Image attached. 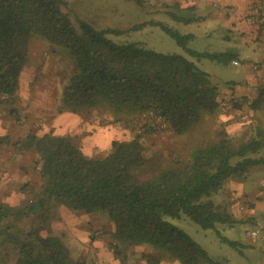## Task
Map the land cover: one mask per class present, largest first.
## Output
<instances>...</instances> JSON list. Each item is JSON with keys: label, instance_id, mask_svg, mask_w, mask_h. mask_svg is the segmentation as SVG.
I'll return each instance as SVG.
<instances>
[{"label": "trees", "instance_id": "16d2710c", "mask_svg": "<svg viewBox=\"0 0 264 264\" xmlns=\"http://www.w3.org/2000/svg\"><path fill=\"white\" fill-rule=\"evenodd\" d=\"M135 1L143 4V0ZM68 4V0H0V96L9 98L17 92L30 39L37 36L63 46L75 67L64 87L61 112L105 106L117 117L135 113L143 115L145 122L141 133L131 139L112 140L110 151L100 156L86 155L69 135L51 131L41 135L29 132L16 140V149L37 154L42 180L38 195L18 205L16 216L49 212L55 203L73 211H102L114 222L110 248L122 263L127 261L130 246L147 244L165 250V257L181 264H221L167 217L186 214L203 228L238 222L234 212L219 209L212 196L228 178L244 177L250 167L264 164L260 154L264 137L254 135L235 146L224 133L195 149L187 162L174 158L157 171L150 169L142 138L154 131V117L144 113L158 112L167 121L166 128L182 134L204 110L214 111L220 106L221 88L213 83L209 72L185 54L159 51L138 41L118 42L108 34L157 24L198 59H223L230 53L190 48L188 42L195 34H183L163 21L98 28L66 10ZM168 14L187 23L195 18L174 10ZM262 101L264 88L252 105L257 108ZM12 208L11 204H0V219ZM18 229L14 233L0 227L5 242L19 241L16 264H83L59 235ZM163 258H154L150 264H158Z\"/></svg>", "mask_w": 264, "mask_h": 264}, {"label": "rangeland", "instance_id": "374dc122", "mask_svg": "<svg viewBox=\"0 0 264 264\" xmlns=\"http://www.w3.org/2000/svg\"><path fill=\"white\" fill-rule=\"evenodd\" d=\"M68 3L66 10L91 21L98 28H125L143 21H163L183 34L194 33L195 37L188 42L190 48L230 53L228 58L223 59H198L157 24H148L122 34H108L118 42L138 41L159 51L185 54L209 72L213 83L221 88L220 106L214 111L204 110L201 118L186 132L178 134L171 128H164L154 129L143 136L146 163L150 169L157 171L174 158L187 162L195 149L209 145L224 133L235 146L254 135L264 137V101L257 108L252 105L264 88V70L258 72L262 51L254 44L243 41L238 31L240 13L232 15L228 21L209 16L206 0H143V4L135 0H68ZM170 10L195 18L189 23L178 21L168 14ZM224 10L230 12L232 8ZM63 49V46L32 36L17 92L9 98L0 96V204L14 207L8 210L11 212L9 215L7 212L8 216L1 217L0 227L14 233L22 228L59 235L70 247L74 258L83 264H150L154 258L161 256L164 258L158 264H181L177 259L165 257V250L147 244L130 246L127 261L120 262L110 248L114 222L102 211H73L55 203L50 206L49 212L32 211L22 218L16 216L18 205H25L35 198L42 186L37 154L32 150L19 151L14 145L16 140L25 138L29 132L41 135L51 131L69 135L86 155L93 156L97 150L93 153L91 143L88 146L82 139L89 132L86 128L111 122L122 129L124 139H131L142 132L145 122L143 115L130 113L117 117L105 106H93L74 112L71 124L59 123V117L65 112L59 110L64 87L75 70ZM232 55L242 64H233ZM255 64L259 65V69L253 67ZM250 85L251 94L238 93V90ZM105 153L98 151L95 155ZM260 154L264 155V148ZM262 182L264 164H258L250 167L244 177L228 178L213 194L212 200L219 209H227L237 215L239 220L233 226L218 223L217 228H203L186 214L168 216L167 219L191 235L221 264H264V244L260 237L251 236L253 229L263 231V223L259 218L249 220L244 214L251 208L250 200L244 198ZM4 234H0V264H16L19 241L5 242L2 239ZM227 239L237 244L232 245Z\"/></svg>", "mask_w": 264, "mask_h": 264}, {"label": "crops", "instance_id": "0c3cea01", "mask_svg": "<svg viewBox=\"0 0 264 264\" xmlns=\"http://www.w3.org/2000/svg\"><path fill=\"white\" fill-rule=\"evenodd\" d=\"M253 1L254 0H206V6L207 9L209 10V16L219 17L221 19H227V21L230 19L232 15H236L240 13V16L238 17L240 19L239 20L240 28L238 29V31L242 35L243 41L245 43L249 42L246 44H254L262 51V55L259 58V60L262 61L261 69L258 70V72H261L262 70H264V27L258 25H251L246 20V13ZM228 7L232 8L230 12L228 10H224V9H228ZM242 32H244V34H242ZM249 81L252 80L250 79ZM251 89H252L251 85L245 86L244 89L238 90V93L244 92L251 94L252 93ZM73 114L74 112L65 111L59 117V123H63L64 125L71 124L73 122L72 119H74ZM75 118L77 119L76 115ZM115 125L116 124L107 122V123H102L101 125L94 124L93 126L94 128L85 127L86 129L89 130V132L85 134V136L82 137V139L86 145H88V143H91L90 146H92V148L91 149L87 148V149L92 150L93 153L94 150H97L93 154V156L96 153H98V151L108 152L109 149L111 148L112 140L125 138V136H123L122 129L116 128L117 126ZM85 144L83 145L85 146ZM246 199L250 200L249 205L251 208H249L247 212L244 214L246 215V217L249 218V220H254L258 218L261 219L263 223L262 225L263 231L262 230L261 231L264 234V182H262L261 184L258 183V185L254 188L253 193L247 195L244 198V200ZM243 207L244 206H242V208Z\"/></svg>", "mask_w": 264, "mask_h": 264}, {"label": "built area", "instance_id": "2783aa9c", "mask_svg": "<svg viewBox=\"0 0 264 264\" xmlns=\"http://www.w3.org/2000/svg\"><path fill=\"white\" fill-rule=\"evenodd\" d=\"M246 20L251 25H258L264 27V0H254L251 5L249 6V9L246 13ZM233 64L235 65H241L242 62L238 58L232 59ZM255 69H259V65L255 64L253 65ZM146 116H152L154 117L153 120V127L154 129H164L168 126L167 121L165 118L160 115L158 112H155L153 110H149L146 113H144ZM251 236L253 238L260 237L262 242L264 243V234L260 229H253L251 231Z\"/></svg>", "mask_w": 264, "mask_h": 264}]
</instances>
